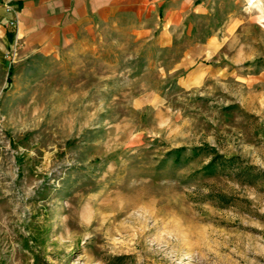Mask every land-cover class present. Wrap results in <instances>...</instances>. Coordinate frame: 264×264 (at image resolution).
<instances>
[{"label": "rangeland", "instance_id": "374dc122", "mask_svg": "<svg viewBox=\"0 0 264 264\" xmlns=\"http://www.w3.org/2000/svg\"><path fill=\"white\" fill-rule=\"evenodd\" d=\"M153 2L60 47L0 0V264H264V0Z\"/></svg>", "mask_w": 264, "mask_h": 264}, {"label": "crops", "instance_id": "0c3cea01", "mask_svg": "<svg viewBox=\"0 0 264 264\" xmlns=\"http://www.w3.org/2000/svg\"><path fill=\"white\" fill-rule=\"evenodd\" d=\"M7 1L21 21L26 19L30 31L45 38L50 33L54 42L66 47L92 30L132 26L129 20L143 18L159 0H1Z\"/></svg>", "mask_w": 264, "mask_h": 264}, {"label": "bare ground", "instance_id": "6f19581e", "mask_svg": "<svg viewBox=\"0 0 264 264\" xmlns=\"http://www.w3.org/2000/svg\"><path fill=\"white\" fill-rule=\"evenodd\" d=\"M125 203V202H124ZM126 206V205H125ZM114 207V206H113ZM128 207V206H127ZM132 207V206H131ZM109 208V207H108ZM111 209V208H110ZM139 210V209H138ZM120 211V210H119ZM120 213V212H119ZM146 217H147V215H146ZM177 218V217H176Z\"/></svg>", "mask_w": 264, "mask_h": 264}]
</instances>
